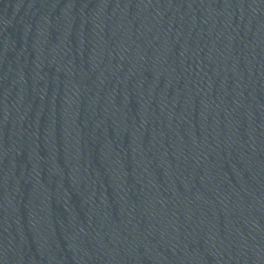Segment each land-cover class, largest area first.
<instances>
[{"label": "water", "instance_id": "95a60500", "mask_svg": "<svg viewBox=\"0 0 264 264\" xmlns=\"http://www.w3.org/2000/svg\"><path fill=\"white\" fill-rule=\"evenodd\" d=\"M0 264H264V0H0Z\"/></svg>", "mask_w": 264, "mask_h": 264}]
</instances>
